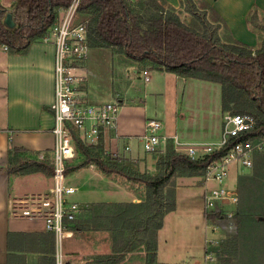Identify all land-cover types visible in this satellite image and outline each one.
Listing matches in <instances>:
<instances>
[{
    "label": "crops",
    "instance_id": "obj_1",
    "mask_svg": "<svg viewBox=\"0 0 264 264\" xmlns=\"http://www.w3.org/2000/svg\"><path fill=\"white\" fill-rule=\"evenodd\" d=\"M166 1L175 8L181 5V0ZM208 1L225 21L228 37L251 48L259 47L261 37L253 32L246 20L254 5L251 1L244 9L228 6L229 0L226 5L221 3L222 0ZM258 6L264 13V2ZM55 51L54 44L42 40L34 42L26 54H12L0 46V264H48L46 258L54 257L58 248L55 235L46 231L43 221L13 219L9 214L12 196L47 192L53 186L52 177L44 173L10 175L7 170L12 147L23 148L35 155L51 154L55 148L52 110L56 100ZM76 73L84 78L77 85L78 95L84 102L101 104L116 98L124 102L116 129L104 130L101 135L112 157L138 161L142 169L147 153L140 137L150 119L163 122V132L172 144L174 139L193 144L212 142L221 137L222 132L215 137L213 131L203 132L196 128L191 131L183 126L185 116L179 114V88L186 89L192 78L125 66L110 50L91 47ZM145 76L148 82L144 81ZM169 93L176 100L174 104L166 97ZM219 103L221 105V101ZM252 162V167L232 164L230 168L229 180L238 191L239 203L227 245L212 261L205 260L204 244L202 253L192 252L174 260L172 255L171 259L167 258L166 245L170 238L166 235L172 221L180 218V191L189 186L184 180L177 182V208L166 215L164 226L158 231L157 264H264V151H255ZM67 176V184L77 189L71 200L81 207L76 220L81 228L72 227L73 236L64 240L63 253L65 264H79L87 242L86 234L97 228L113 234L107 221L114 206L137 204L141 199L130 183L107 177L94 165ZM111 245L110 251L99 256L122 254L125 241L114 238ZM145 255L144 249L127 252L119 264H145Z\"/></svg>",
    "mask_w": 264,
    "mask_h": 264
},
{
    "label": "trees",
    "instance_id": "obj_2",
    "mask_svg": "<svg viewBox=\"0 0 264 264\" xmlns=\"http://www.w3.org/2000/svg\"><path fill=\"white\" fill-rule=\"evenodd\" d=\"M199 1L201 7L197 0H182L177 9L166 0H82L79 16L87 21L91 48L110 50L125 66L218 83L222 112L249 114L256 121L252 129L205 158L193 160L168 143L164 153L146 152V168L142 169L138 161L112 157L102 136L97 144H91L72 128L76 155L67 164L66 174L94 165L103 175L130 183L141 199L137 204L114 206L107 227L114 231L115 240L125 241V247L122 254L96 257L94 264H119L125 253L136 249L146 251L145 264H157L158 231L166 215L177 208L175 184L171 188L174 180L204 177L208 166L221 161L235 143L264 140V27L255 24L257 12L248 21L261 42L258 48H251L232 38L223 41L219 32L228 31L225 21L207 0ZM70 2L11 0L6 5L0 0V46H6L12 54L28 53L34 42L46 36L60 9ZM209 11L215 14L214 21L208 19ZM183 13L190 17L189 22L184 21ZM8 14H12L13 27L6 23ZM7 170L10 175L44 173L52 177L54 173L49 160L15 147L9 150ZM210 215L215 220L224 218ZM72 227L81 228L76 221ZM46 260L56 264L55 256Z\"/></svg>",
    "mask_w": 264,
    "mask_h": 264
},
{
    "label": "built area",
    "instance_id": "obj_3",
    "mask_svg": "<svg viewBox=\"0 0 264 264\" xmlns=\"http://www.w3.org/2000/svg\"><path fill=\"white\" fill-rule=\"evenodd\" d=\"M81 4L82 0H71L67 7L61 8L56 22L41 39L54 44L56 49L54 65L56 100L52 108L55 115L53 132L56 136V145L51 154L38 155V159L49 160L53 166V186L47 192L15 195L10 198L11 218L41 220L46 231L55 235L58 245L54 255L56 264H65L63 242L73 236L72 224L81 213L79 203L71 200L77 189L67 184L66 167L76 155L71 129L78 130L87 142L97 144L104 130L116 129L118 115L124 105L118 98L94 104L84 102L78 95L77 85L84 81V78L76 71L86 60L90 50L87 21H78ZM4 47L8 50L6 46ZM144 81H149L147 76L144 77ZM255 124L254 117L249 114L226 113L219 140L213 143L188 144L174 139L173 146L178 152L198 160L220 150L232 138L240 137ZM163 130L164 124L159 119H150L146 123L145 131L140 137L146 152L166 151L169 139ZM255 151H264V140L258 143L237 142L221 161L208 166L204 176L206 180L204 203L208 214H220L232 221L239 203V195L235 188L226 184L229 176L228 167L232 164L251 167ZM211 182L218 185L209 187ZM211 227L212 235H215L218 227L215 225ZM214 237L208 238V247L214 243L219 246ZM205 252V260L212 261L213 254L208 250Z\"/></svg>",
    "mask_w": 264,
    "mask_h": 264
},
{
    "label": "rangeland",
    "instance_id": "obj_4",
    "mask_svg": "<svg viewBox=\"0 0 264 264\" xmlns=\"http://www.w3.org/2000/svg\"><path fill=\"white\" fill-rule=\"evenodd\" d=\"M9 1L10 0H3V3L7 4L9 3ZM249 1H251V3H253L254 5L247 15V23H249L248 18L251 19V17H253L252 15L257 12L256 17L254 18L255 24L264 27V13L260 11L258 6L263 4L264 0H229L228 6L244 9L249 4ZM197 3L199 7L202 6L199 0H197ZM221 3L223 5H226V0H222ZM218 5L221 6L219 3ZM180 8L181 7L177 9ZM215 17L216 16L212 11L208 12V19L214 21ZM182 18L186 22L190 21V17L185 13L182 14ZM78 20L82 21V18L79 17ZM251 27L253 28V26ZM253 32L255 31L253 30ZM219 33L221 34V38L223 41L229 42L230 37L227 36V30L221 29ZM179 91V114L180 116H185L183 119V126L191 131L193 130V128H196L203 132H208L210 130L213 131L215 137L220 136L223 129L222 126L224 116L226 115V113L222 112V106L219 103V101H221L222 99L221 85L209 81L191 79L187 83V88L184 90H181L179 88ZM166 97H169L170 103L176 101L170 93L167 94ZM215 141L205 143H213ZM152 155L153 153L150 156ZM142 166L146 168L145 164H143ZM232 166L233 165H230L228 167L229 172ZM117 179L122 180L121 178ZM182 180H184V182H187L189 186L184 187V189L180 191V218L172 221L169 231L166 235V237L170 238V242L166 245V248H168L166 252H169L167 258L172 255V260H174L176 258L186 256V254H190L192 252L202 253L203 244L204 257L206 256L205 251L208 250L213 254V258H215L217 252L227 245V238L228 234L230 233L229 231L232 224L226 217H224L222 221H219L215 220L217 219L215 217L211 218V215L207 213L204 203V194L206 188L205 177H180L174 180L171 188L174 186V184L175 187H177V182ZM122 181L126 182L124 181V179ZM232 183L233 182H230L228 176L226 184L234 188L235 186ZM217 185L218 184L215 182L209 183V187H216ZM235 190L237 191L236 188ZM214 225L217 226L218 229L214 232L216 234L212 235L213 231L211 230V226ZM100 229L102 228H97L96 230H92L91 232L86 234V248L84 247L82 250V257L79 258V264H94L92 261H90L91 259L93 260L100 254L111 250V244L114 243V231L112 234L111 232L102 231L103 229ZM212 236H215L214 238L219 242V246L221 247H219L216 243H214V245H210L209 247L207 246L208 238Z\"/></svg>",
    "mask_w": 264,
    "mask_h": 264
},
{
    "label": "water",
    "instance_id": "obj_5",
    "mask_svg": "<svg viewBox=\"0 0 264 264\" xmlns=\"http://www.w3.org/2000/svg\"><path fill=\"white\" fill-rule=\"evenodd\" d=\"M6 23L10 26L13 27L15 25L14 21H13V17L12 14H8L7 18H6Z\"/></svg>",
    "mask_w": 264,
    "mask_h": 264
}]
</instances>
